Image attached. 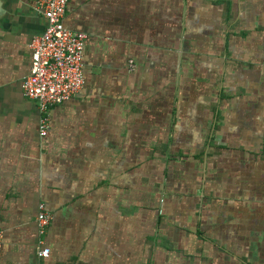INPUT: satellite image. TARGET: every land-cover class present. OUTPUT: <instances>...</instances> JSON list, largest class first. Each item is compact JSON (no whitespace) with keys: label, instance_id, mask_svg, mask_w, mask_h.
Returning a JSON list of instances; mask_svg holds the SVG:
<instances>
[{"label":"crops","instance_id":"obj_1","mask_svg":"<svg viewBox=\"0 0 264 264\" xmlns=\"http://www.w3.org/2000/svg\"><path fill=\"white\" fill-rule=\"evenodd\" d=\"M84 85L25 98L34 0H0V264H264V0H72Z\"/></svg>","mask_w":264,"mask_h":264},{"label":"built area","instance_id":"obj_2","mask_svg":"<svg viewBox=\"0 0 264 264\" xmlns=\"http://www.w3.org/2000/svg\"><path fill=\"white\" fill-rule=\"evenodd\" d=\"M71 1L34 0V9L44 17L46 27L40 36L32 39L30 73L23 79L21 89L23 96L37 106L41 137H45L49 129L50 109L71 99L84 85L82 58L87 37L84 33L68 30L63 23ZM38 208L36 264L49 256L44 239L52 219L43 204H39Z\"/></svg>","mask_w":264,"mask_h":264}]
</instances>
